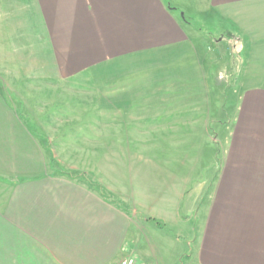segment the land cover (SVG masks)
I'll use <instances>...</instances> for the list:
<instances>
[{
    "label": "crops",
    "instance_id": "obj_1",
    "mask_svg": "<svg viewBox=\"0 0 264 264\" xmlns=\"http://www.w3.org/2000/svg\"><path fill=\"white\" fill-rule=\"evenodd\" d=\"M183 1L0 0V264H112L126 252L135 254L136 264H158L142 249L143 229L156 219L142 208L172 213L189 237L192 264H264V0H211L219 19L228 9L251 43L244 83L262 84L241 93L230 139L218 143L209 163L215 170L203 176L202 161H194L180 190L175 175L163 173L171 181L150 193L156 201L105 181L117 147L125 153L126 143L146 139L171 144L164 136L131 132H165L174 124L222 131L220 120L207 121L214 93L206 90V70L201 86L193 72L170 70L190 52V63L206 68L185 14L201 11L208 0ZM250 69H260L254 72L260 80H248ZM19 83L37 92L11 95ZM65 85L71 92L60 93ZM17 99L20 107L11 101ZM49 105L47 111L61 115L52 139L56 162L68 164L62 174H54L36 132L42 123L34 117ZM135 115L151 118L146 124L124 118ZM171 140L179 145L173 134ZM74 171L115 197H129L131 208Z\"/></svg>",
    "mask_w": 264,
    "mask_h": 264
},
{
    "label": "rangeland",
    "instance_id": "obj_2",
    "mask_svg": "<svg viewBox=\"0 0 264 264\" xmlns=\"http://www.w3.org/2000/svg\"><path fill=\"white\" fill-rule=\"evenodd\" d=\"M184 2L185 0L182 3L188 6V4ZM210 3L211 0H208L204 9L199 12L193 11L185 14V18L192 23V26H190L191 28H189L191 40L199 46V49H197L198 54L200 53L205 56L206 68L204 65L195 68L190 63L193 61L191 58L194 56V52H190L183 53V59H179L178 56L174 63L171 64L170 70L172 74L176 75H179L184 70L193 72L200 86L203 82V75L200 71L206 70L208 74L206 79V90L208 91L209 89L212 91V94L214 93L213 99L206 103L207 110H210V116H207V121H212L210 123H214L220 120L223 124L222 131L215 132L211 129L209 130L207 126V131L204 133L198 127L193 130L192 127L186 128L182 124H174V127H168L165 132L145 130H143L144 132L141 131L142 133L139 131L131 132V135H141L143 139H157L164 136L166 138L165 141L171 142V144L168 147H160L152 143L151 139H146L144 142L134 145V147H130L129 144L126 143L124 147L128 146L125 148V153L120 147H117V153L110 155L112 161L110 160L109 166H107L106 171L108 172V179H105V181H110L111 184L125 189L130 196L135 192V195L142 196L146 200L156 201V198H148L150 197V193H157V190L159 191L161 188H166L167 181H171V178L169 179L168 176H162L163 173L174 174L175 178L172 177V180L174 181L175 187L180 190L183 184L180 180L183 176L182 174L190 170V167H192L191 164L197 160L199 162L202 161L201 164L204 165V169L199 173L206 176V173L213 172L215 167L209 163L214 156H217L220 150L218 148V143L224 144L230 139L231 130L234 128L240 106L239 97L241 93L246 88L262 85L260 83H244V79L247 78H245L243 70L246 69L244 66L247 65V61L249 62L247 57L249 56V46H251V43L247 46L245 41H243V39H245V34L240 32L238 25L227 16L229 15L228 9L223 11L220 15L221 19H219L218 15L213 12L214 5ZM222 8L229 7L222 4ZM184 11L186 12V10ZM183 13L184 12L181 11V14ZM202 47L205 49L204 52H200L202 51ZM187 64L190 66L189 69L185 68ZM194 70H197V72ZM250 72L252 76L249 75L248 80H260V77L254 73L260 72V69H250L248 73ZM11 87L14 88L13 91L10 90L11 95H18L21 98L22 96L31 94L33 91L37 92V89H33L32 85L29 86L28 83H19L18 85H11ZM58 91L60 93L71 92L68 89V85L64 87L60 86ZM45 94L49 99L51 98V95ZM35 98V102H39L36 101L37 97ZM11 101L20 107L21 99ZM51 107L50 105L44 107L42 109L44 113L39 117H34V119L42 123L40 129H37L36 132L45 145L49 158L54 162L52 164L54 174H62V172L66 170L65 167L66 165L68 166V164H58L56 162L55 153H53L54 141L52 139L58 133V128L57 130L54 129L58 126V124H55V121H57L61 115L59 111H47ZM34 110L37 111V106L34 107ZM31 111L34 113L32 108ZM195 114L201 116V109L196 111ZM124 118L126 120H134L136 124H146L147 120L151 117L135 115L125 116ZM49 124L54 127H51ZM132 126H134V124H132ZM181 127L182 129H179ZM219 127L220 125L217 124L218 129ZM142 128L145 129L146 125H143ZM172 134L174 138L178 139L176 140V144L179 143V145H177L178 147L173 145L174 141L172 142L171 140ZM121 146L123 147V144H121ZM84 153L86 154V151ZM59 158L61 157L59 156ZM64 159L63 157V160ZM73 159L77 158L73 157ZM183 160H185L184 166H182ZM71 175L81 177L89 184L97 185V182H95L91 176L86 175V173L81 174L79 171H74ZM157 183L159 186L156 185ZM195 184L196 183L193 185ZM152 185L153 189H151ZM150 190L152 191L149 192ZM100 191H103V189H100ZM103 192L112 198L113 201L117 202L119 206L126 209L131 208L129 197H115L113 196L114 194L107 192L106 189H104ZM140 210L141 214L156 218L153 219L155 224L144 227L143 234H141L142 249H144L147 257L158 264H192V258L189 259L188 257L191 252V246L188 242L189 237L186 233H181L178 230V225L175 224L172 213L144 208ZM193 221L194 218L191 223H193ZM191 223H189V226L191 225L192 227ZM153 249L156 252L155 257L153 255ZM133 255L135 256V254Z\"/></svg>",
    "mask_w": 264,
    "mask_h": 264
},
{
    "label": "built area",
    "instance_id": "obj_3",
    "mask_svg": "<svg viewBox=\"0 0 264 264\" xmlns=\"http://www.w3.org/2000/svg\"><path fill=\"white\" fill-rule=\"evenodd\" d=\"M112 264H136V259L132 253L126 252L124 256H122L116 262H113Z\"/></svg>",
    "mask_w": 264,
    "mask_h": 264
},
{
    "label": "trees",
    "instance_id": "obj_4",
    "mask_svg": "<svg viewBox=\"0 0 264 264\" xmlns=\"http://www.w3.org/2000/svg\"><path fill=\"white\" fill-rule=\"evenodd\" d=\"M68 175V174H67ZM92 187H96L97 190H100V186L99 185H94V184H90Z\"/></svg>",
    "mask_w": 264,
    "mask_h": 264
}]
</instances>
